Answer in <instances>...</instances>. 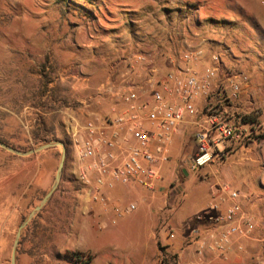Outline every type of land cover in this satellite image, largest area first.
I'll use <instances>...</instances> for the list:
<instances>
[{
    "label": "crops",
    "instance_id": "obj_1",
    "mask_svg": "<svg viewBox=\"0 0 264 264\" xmlns=\"http://www.w3.org/2000/svg\"><path fill=\"white\" fill-rule=\"evenodd\" d=\"M33 1L34 4L41 3V0ZM192 1L197 2L200 6L204 5L203 9L208 10L210 0ZM236 1H238V8L229 7L228 9L243 13L242 18L248 19L246 23L254 27L255 49L259 61L257 62V76L264 82V0ZM32 9L30 0H0L1 16L18 19L19 14L30 13ZM198 9L200 8L198 7ZM78 14L82 13L78 12ZM199 14H201L199 17L206 18L200 13V10ZM87 15L90 13L85 12L84 16ZM228 15L231 18H237L232 17V14ZM81 18L83 19L76 23L79 27L64 31L63 35L66 36L62 42L54 44L52 47L48 42L47 47L42 49L44 53L51 54L48 65L53 61L55 66L59 67L57 78L62 84L68 85L67 90L69 91L66 95H68L70 103L75 104L66 107V110L70 111L71 119L67 131L69 136L76 133L86 120L92 119L100 125L110 112L113 105L110 100L94 101L90 106L86 105V101L94 96L98 88L108 79L111 66L114 63H120L119 73L115 79L116 87L125 88L121 79L127 71L125 70L127 60L122 61V59L130 58L138 53H145L148 56L153 53L147 43H153L154 37H145L144 35L145 32L148 35L152 32L145 31L140 35V32L132 34L131 31L128 38L113 37L104 27L90 29L87 19ZM132 20H135V17ZM211 22L214 21L211 20ZM226 22L231 24L229 20ZM241 23L243 26L246 24L245 22ZM205 25H208L206 21L204 24L200 22L198 25L201 36L207 31L204 29ZM164 31L167 32L166 29L163 31L159 29L156 35H162ZM21 32L25 34V31ZM201 36L190 37L187 40L188 36L185 35L183 38L185 42L188 41L193 45L200 40H209ZM23 40L26 39L23 38ZM11 63L13 62H8V64ZM177 64L181 63L173 60L170 54L165 59L156 60V67L159 70L156 76L157 80L172 71L178 66ZM209 65L208 57L205 56L188 67L201 74ZM134 67H136L134 71L136 78L132 75L131 81L133 83L142 82L143 73L136 74L139 65ZM242 88L240 102L237 105L239 108H245L248 105L245 96L247 88L246 86ZM255 98L256 106L261 109V127L257 137L252 140L248 148L230 153L222 162L214 163L218 164L217 166L202 169V171H206L209 178L221 174L228 182L227 184L241 195L242 211L251 217L253 223V229L248 238L233 237L222 253L211 251L209 243H207L202 254L199 255L196 246L192 244L195 230L205 233L213 228L206 218L209 214L206 208L208 203L213 200L212 193L207 192L208 189L203 190L200 187V192L192 193L195 178L187 168V163L197 152L195 134L208 126L206 117L201 114L204 105V98L201 97L195 102L196 110L199 113L194 117L186 115L178 130L173 134L168 148L169 159L159 170L156 191L153 193L133 185L114 183L111 188L104 187L102 189V194L110 201L109 207L92 203L86 194L85 198L82 196L80 190L82 187L77 184L78 181L81 183L80 174L86 161L80 160L76 149L70 146L63 170L62 180H64L61 182L64 187H59L66 190L70 197L58 198L60 201L55 206L60 209V214L57 211L55 217L39 220L38 224L48 228L43 244H41L42 240H39L40 236L36 233L33 240L34 246L25 244L17 255L16 264H161L157 242L165 248L169 255L174 257L175 264H264V84L257 90ZM116 108L120 111L122 107L117 105ZM55 111L51 110V113ZM53 150L51 149V160L48 157L44 162L43 179L45 181L49 178L50 166L52 173L53 152H55ZM239 156L247 157L246 161L234 163L236 157H238V161L241 160ZM253 164L256 167L254 171ZM177 174L184 178L183 182L178 181ZM172 180L176 182L174 185L170 183ZM185 190H188V195ZM181 192L186 194V198L183 200L180 199ZM167 196L172 203H177L175 213L169 222L172 231L171 237L157 231V210L161 208L160 204L161 206L164 204V198ZM127 198L140 199L143 206L142 216L147 215L150 219L144 229L141 228L142 222H140L138 226L131 227L126 231L127 241H130L131 244L125 250H120L114 239L116 237L114 227L117 225L118 219L114 217L111 206H120ZM197 216L202 218L198 220ZM98 228L102 230L100 231ZM75 253H79V257L75 256Z\"/></svg>",
    "mask_w": 264,
    "mask_h": 264
},
{
    "label": "built area",
    "instance_id": "obj_2",
    "mask_svg": "<svg viewBox=\"0 0 264 264\" xmlns=\"http://www.w3.org/2000/svg\"><path fill=\"white\" fill-rule=\"evenodd\" d=\"M181 29L173 28L153 36L154 42L147 43L153 51L150 56L138 53L122 59L127 60V71L121 79L125 88L116 87L120 69L117 62L111 66L108 79L87 99V106L103 100L113 104L100 125L92 119L86 120L69 137L79 159L86 161L80 181L92 203L109 207L110 201L102 189L111 188L114 183L155 192L159 170L169 159L172 136L186 115L194 117L199 113L195 102L201 97L204 98L201 114L208 126L195 134L197 152L187 163L190 172L222 162L230 153L248 148L257 137L261 127L260 109L253 101L245 108L237 106L242 87H248V79L244 72L229 69V59L233 57L230 47H211L204 40L194 45L185 42V35L187 40L197 37L189 19L183 21ZM169 54L186 67L177 66L157 80L156 60ZM205 56L210 65L201 74L188 67ZM135 65H139L136 74L143 73L142 82L131 81ZM117 105H121L120 111ZM214 189L213 200L206 208L207 221L213 228L205 233L193 232L192 244L199 255L207 243L211 251L222 253L233 237L246 239L253 229L251 217L242 211L241 195L227 183ZM185 198L186 194L181 192L180 199ZM176 204L166 199L157 212V231L168 237L172 235L169 222ZM135 208L134 204L125 208L111 206L116 219ZM201 218L197 216L198 220ZM171 264H175L174 259Z\"/></svg>",
    "mask_w": 264,
    "mask_h": 264
},
{
    "label": "rangeland",
    "instance_id": "obj_3",
    "mask_svg": "<svg viewBox=\"0 0 264 264\" xmlns=\"http://www.w3.org/2000/svg\"><path fill=\"white\" fill-rule=\"evenodd\" d=\"M30 1L31 7H33L32 12L19 14L18 19L0 15V139L23 151H29L47 143L38 145L31 143V132L39 120L46 126L54 128L61 135H68L71 119L70 111L66 110V107L58 109L54 113L51 111L45 113L39 109L38 103L49 102L51 93L61 96L66 95L69 91L67 90L68 85L62 84L57 78L59 67L55 66L51 60V64L48 65L51 54L44 53L42 49L47 47L48 42L51 43L50 47L62 42L66 36L63 35L64 31L79 27L76 23L83 19L81 17L87 19L90 29L100 26L108 29L110 36L127 38L131 31L132 34L140 32V35L145 31L152 32L150 35L145 32L144 35L153 37L159 32V29L162 31L173 28L181 29L185 19H189V25L193 32L197 36H201L198 25L200 22L204 24L206 21L208 25H205L204 29L207 31L202 35L205 39L210 40L206 42L210 43L211 47H230L233 57L229 59V69L244 72L247 76L246 103L256 102L257 90L264 84L257 76V62L259 61L255 49L254 27L246 23L248 19L242 18L243 13L228 9L229 7L238 8L236 0H210L208 10L203 9L204 5L200 6L192 0H69L66 2L68 7H61L58 0H41L40 4L38 2L34 4L33 0ZM89 3L95 6L89 5ZM83 10L84 12H82ZM199 10L209 19L199 17L201 16ZM78 12L82 14H78ZM85 12H90V15L84 16ZM228 14L237 18H231ZM133 16L135 20H132ZM210 18L214 22H211ZM130 20L132 24H128ZM227 20L231 24H228ZM241 22L246 24L243 26ZM127 24L131 27H127ZM21 31H25V34H22ZM9 32L10 34H8ZM8 62L13 63L8 64ZM177 65L186 67L184 64ZM43 91L45 93L41 95ZM43 97L44 99H42ZM68 137L70 136L68 135ZM51 149L55 151L53 152V169L51 173L50 166L49 178L45 181L43 179L44 162L48 157L51 160ZM51 149L28 157H18L0 148V264H10L11 246L18 226L52 185L62 149L61 147ZM251 154L254 155V153ZM239 157L241 160L238 161V157H236L234 163H242L247 159L245 156ZM217 165L204 168H212ZM202 169L191 173L195 178L192 193L200 192V188L208 189L207 192L212 193L215 192V187L228 183L221 174L209 178L206 171H202ZM254 169L256 170V167L253 164V171ZM177 179L179 182L184 181V178L178 174ZM203 179L206 182L201 181ZM63 180L61 178L57 190L23 240L19 253L25 244L34 246L33 240L36 233L40 236L39 240H42L41 244H43L48 228L38 224L39 220L55 217L57 211L60 214V209L55 206L60 201L58 198L70 197L66 190L59 188L60 186L64 187L61 184ZM170 183L174 185L176 182L172 180ZM77 184L82 187L80 190L85 198V188L79 181ZM211 188L212 190H210ZM185 191L188 195V190ZM164 199L169 198L167 196ZM130 204L135 205V210L118 219V223L114 227V231L116 230L115 244L120 250H125L131 244L130 241H127L126 231L131 227L138 226L140 222H142L141 228L144 229L150 219L147 215L142 216L143 206L138 198H127L120 207L125 208ZM162 206L160 204V207ZM98 230L102 229L98 228ZM46 239L48 240V238ZM158 247H162L159 242H157Z\"/></svg>",
    "mask_w": 264,
    "mask_h": 264
},
{
    "label": "trees",
    "instance_id": "obj_4",
    "mask_svg": "<svg viewBox=\"0 0 264 264\" xmlns=\"http://www.w3.org/2000/svg\"><path fill=\"white\" fill-rule=\"evenodd\" d=\"M68 1L69 0H58V4L61 7H68L66 4V2H68ZM89 5H91L93 7L95 6V5H92L90 3H89ZM126 14H128V13H126ZM131 22L132 21L130 20V23H128V24H132ZM127 27H131V25H128ZM45 90H46V87H45ZM44 93H45V91H43L41 95H43ZM71 104L75 105L74 103H70V101L68 100V95H61L60 96V95H56L54 93L53 94L51 93V99L49 102H47V103L39 102L38 103L40 111L45 112V113L47 111L58 110V109H61L63 107L72 106ZM50 140L51 141H60L61 143H63V145L65 146L66 156H67L68 148L70 146H72L71 140L68 137V135H66V134L61 135V133L56 132L54 130V128L46 126L43 122H40V120H39L35 129L31 132V143L34 145H38L41 143L49 142ZM0 142L4 143L5 145H7L13 149L23 151L20 148H16L15 146L8 144L7 142H4L2 139H0ZM41 211H40V213H41ZM40 213L37 214V216L28 224V226L23 231L21 238L19 240L17 254L19 253V249H20V246H21L23 240L25 239V237L29 233L30 229L34 226L36 219L39 217ZM158 251H159L160 263L161 264H171L174 257L169 255V253L165 250L164 247H158ZM75 256L79 257V253H75Z\"/></svg>",
    "mask_w": 264,
    "mask_h": 264
},
{
    "label": "water",
    "instance_id": "obj_5",
    "mask_svg": "<svg viewBox=\"0 0 264 264\" xmlns=\"http://www.w3.org/2000/svg\"><path fill=\"white\" fill-rule=\"evenodd\" d=\"M54 147H61L62 151L60 154L59 162L56 168V172L54 175L52 185L50 189L48 190V192L39 201V203L32 209V211H30V213L21 221L20 225L18 226L17 232L14 236L12 246H11V256H10V262H9L10 264H16L19 240L21 238L23 231L28 226V224L37 216V214L40 213V211L45 207V205L49 202L54 192L58 188V185L63 175L64 166H65L66 150H65V146L60 141L47 142L29 151H19V150L13 149L5 145L4 143L0 142V148L2 150L12 155L18 156V157H28V156L35 155L39 152H43L45 150H48Z\"/></svg>",
    "mask_w": 264,
    "mask_h": 264
}]
</instances>
